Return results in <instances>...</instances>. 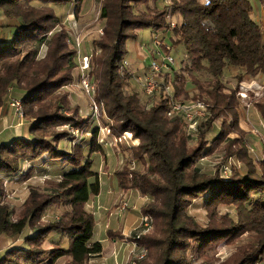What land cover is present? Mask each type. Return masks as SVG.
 <instances>
[{"label": "trees", "instance_id": "trees-1", "mask_svg": "<svg viewBox=\"0 0 264 264\" xmlns=\"http://www.w3.org/2000/svg\"><path fill=\"white\" fill-rule=\"evenodd\" d=\"M65 1L0 0L2 14L18 19L11 38L0 42V107L9 87L20 99L23 115L30 118L26 135L0 140V177L26 179L33 172L34 162L43 161L45 155L52 164L59 163V177L51 190L40 192L29 187L17 213L3 201L0 179V235L20 240L3 251L0 264H53L60 257L67 258L69 264H82L102 250L101 243L91 239L94 217L85 208L99 191L97 171L91 166V155L103 152L97 128L90 127L88 136L75 142L66 130L48 129L71 125L86 130L90 126L89 117L79 116L77 108L68 106L67 94L60 92L72 81L76 52L48 4ZM83 1L71 0L72 14L78 13ZM92 1L98 4L102 23L99 37L91 40L88 69L95 82V99L103 103L105 115L112 121L108 126L111 134L129 132L138 139L128 151L132 161L142 160L141 170L128 162L113 175L119 188L136 190L146 198L140 210L153 219L151 231L134 240L145 249V256L134 258V264H189L197 254H204L201 264H205L210 258L206 249L222 239L228 245L243 233L250 235V241L235 246L219 264L260 262L264 253V178L247 153L246 143L253 144L252 138H245L237 127L236 88L227 87L221 80L227 65L241 69L234 76L237 83L264 76L263 27L251 18L249 0H170L167 14L179 20L172 27L164 19L166 10L155 5L159 0ZM138 4L146 5L145 10L137 11ZM143 27H150L154 33L170 32V43L181 44L185 55L180 72L168 67L156 73L159 95H147L154 98L147 106L136 92L125 91L129 72L123 63L125 40L134 39ZM40 46H45L41 57ZM183 71L189 76L191 93L184 87ZM197 73L206 79L199 80ZM166 87L174 101L198 100L203 104L193 147L188 146L191 135L182 115L165 114L170 99ZM254 107L264 123V101ZM216 119L220 121L219 131L207 144L203 135ZM230 132L236 136L228 138ZM64 138L72 141L69 150L57 148ZM224 140L225 155L241 162L244 170H232L226 176L220 169L212 174L202 172L196 161L212 152L213 143ZM23 162L31 165L22 169ZM260 166L264 171L263 163ZM197 199L207 212L203 225L187 213ZM220 204L233 208L236 220L227 214L217 215L215 208ZM52 205L62 207L61 212L51 220L40 221ZM45 241H50L48 247L43 246Z\"/></svg>", "mask_w": 264, "mask_h": 264}, {"label": "rangeland", "instance_id": "rangeland-1", "mask_svg": "<svg viewBox=\"0 0 264 264\" xmlns=\"http://www.w3.org/2000/svg\"><path fill=\"white\" fill-rule=\"evenodd\" d=\"M202 2L203 0H198ZM251 9L250 16L252 19L259 22L263 27L264 33V0H249ZM147 6L151 8L152 2L148 1ZM156 7L166 10H170L171 1L170 0H159L155 3ZM51 7L53 13L60 18L63 27L67 32V39L69 46L75 49V67L72 69V81L64 85L60 92L67 94V104L70 108H77V114L82 117H89L90 126L86 130H77L71 125H53L48 127L49 130H66L72 136L75 137L74 142L79 138H85L90 132V127L96 126L97 128V141L103 146L102 153H94L91 155L92 168L97 171L99 191L98 194L86 203L85 208L93 213L94 217V227L92 231L91 239L93 241L107 243L105 249L101 250L102 256L95 255L94 257L88 259L82 264H96V260L102 261L104 257L116 258L118 264H133L132 253L135 247L133 246L134 240L132 239V228L137 225L138 218L143 216V212L140 207L145 202L146 198L141 197L136 190L122 189L119 188L113 175L115 170L121 168L124 163H128L130 167L141 170L142 160L132 161V156L128 151L129 148L135 147L138 144V139L134 138L129 132H122L119 136H115L110 133L108 126L112 124L104 112V105L101 103V107L97 114H91L90 112V102L95 99V82L88 74L89 61H90V51H91V40L99 37L101 33V21L98 19V4L92 0H84L80 5V10L76 15L73 13V4L71 0H66L60 4H48ZM146 5L138 4L136 5L137 11L145 10ZM165 21L174 26L179 21L177 16L170 14L165 15ZM18 22L17 18L5 17L0 9V42L7 41L11 38V33L13 31V26ZM156 37L159 38L164 46L163 48H155L152 43V39ZM125 49V67L129 72V79L126 82L125 91L136 92L140 102L145 106L152 103L154 100L153 96H147L141 87V83L149 75L148 64L151 58L158 62L159 56H156L155 50H158L161 55L168 54L173 60L169 65L172 69L180 72L179 68L182 67V60L185 58L184 50L181 44L174 45L170 43V32H157L154 33L150 27H143L136 31V37L134 39L129 38L124 42ZM45 46H40L38 51V56L41 57L44 54ZM85 56L87 58V68L80 71L81 58ZM80 61V62H79ZM241 73V69L225 66L222 71L221 80L227 87H235L236 93L235 98L237 100L238 107V120L237 127L239 131L244 133V137L252 138L253 144L250 142L246 143L247 153L253 160V166L256 167V172L262 175L264 178V171L260 166L263 163L264 168V146L261 143L264 142V123L262 122L258 113L254 110V106L258 102L264 101V76L257 75L253 79L243 80L239 83L236 82L234 76ZM185 81L184 87L190 92L191 84L189 82V76L185 71L182 72ZM87 79L93 86V93L88 95L81 88V78ZM196 77L199 80L206 79L205 75L202 73H197ZM156 78V76H155ZM158 85V83H157ZM10 88H7V93L4 101V105L8 109L7 114L13 116V123L17 127H27L30 118L22 115L21 117L16 116L12 113V110L8 107V100L10 97H16L15 94L11 92ZM159 92L158 89L155 90V96ZM169 92V91H168ZM188 92V93H189ZM191 93V92H190ZM66 113V112H65ZM219 119H216L211 128L203 135L204 141L209 144L212 137L219 131ZM186 131H190L186 127ZM190 140L188 141V146L193 147L197 143V138H195V132L190 133ZM228 138L236 136L235 132H230L227 134ZM261 142V143H260ZM71 142L68 139H61L58 142L57 148H67L71 146ZM211 144V143H210ZM212 152L204 157H201L196 161V165L202 172L212 174L216 169H220V173L226 176L232 173V170H237L242 172L244 170V165L233 158L232 156H226V141H220L218 143L212 144ZM48 157L34 162L33 172L26 179L21 180H8L7 178L2 179V187L4 190L3 201L9 204L14 211L17 213L22 207V203L27 195L28 188L33 187L40 192H49L52 188L54 180L59 177V163L52 164L47 161ZM28 162H23L21 167L25 168ZM37 163V167L35 164ZM31 165V164H30ZM125 203V208L121 209L120 205ZM216 214L224 215L227 214L233 220H236L235 211L229 206L220 204L216 206ZM62 210V207L57 205L49 206L43 212L40 221L46 222L55 218ZM187 213L190 214L198 224L203 225L207 220L206 211L199 206V200H195L188 208ZM125 232L121 236L108 235L107 232H118L123 226ZM153 227V219L151 223V231ZM148 231V232H149ZM147 232V233H148ZM107 234V235H106ZM111 237L116 241V250L113 252L108 249L111 242ZM250 235L248 233H243L233 242L227 245V240L222 239L218 241L213 248L206 249L205 253L207 257L210 256L209 261L205 264H219L227 258L233 248L237 245L245 244L250 241ZM11 237L5 235H0V250L6 247H10L19 242H11ZM54 239H58L57 237ZM50 241H45L43 243L44 247L49 246ZM136 252V251H135ZM113 253V254H112ZM110 256H109V255ZM205 254V255H206ZM116 256V257H115ZM185 257H189V252L184 253ZM204 256V254H203ZM200 255H195L194 260L190 261L189 264H201L204 258ZM95 259V260H94ZM55 264H68L62 261V257L58 258ZM99 264V263H97ZM117 264V263H116ZM256 264H264V253L260 262Z\"/></svg>", "mask_w": 264, "mask_h": 264}, {"label": "built area", "instance_id": "built-area-1", "mask_svg": "<svg viewBox=\"0 0 264 264\" xmlns=\"http://www.w3.org/2000/svg\"><path fill=\"white\" fill-rule=\"evenodd\" d=\"M152 43L154 44L155 48H158V47L162 48V46H164L162 41L156 37L152 39ZM164 47H166V49H169V47L167 46H164ZM155 54L156 56H159L158 62H156L155 59L151 58V61L148 64V70H149L148 74L149 75L141 83L142 90L146 95L152 94L158 88L157 81L155 78L156 73L162 69H168L169 65L173 62L172 58L168 56L167 53L161 55V53L158 50H155ZM80 60H81V63H80L81 70L80 71H83V69L87 68V58L83 56ZM123 63L125 65V62ZM80 83H81V88L88 95L93 93L94 91L93 86L90 84V82L87 79L82 77ZM165 92L167 93L168 97L171 96V93L168 87L165 88ZM7 104H8V107L12 110L13 114H15L18 117H21L22 105H21V101L19 98L10 97ZM100 107H101V103L91 100L90 112L92 115L97 114L99 112ZM175 113H179L182 115L183 119L186 122L187 129L190 130L188 132L191 133L195 130L197 118L203 116L204 107H203V104L198 100L191 101L189 103H180V102L172 100L170 97L169 106L165 114L166 116H171L172 114H175ZM125 205L126 204L123 202L120 205V208L124 209ZM151 223H152V217L150 215L144 214L143 216H140L138 218L137 225L134 228H132V232H131L132 239L136 240L139 236L147 233L149 229L151 228ZM133 246L135 247V249H134V252L132 253V259L143 258L145 256V249L137 246L135 241L133 242Z\"/></svg>", "mask_w": 264, "mask_h": 264}, {"label": "crops", "instance_id": "crops-1", "mask_svg": "<svg viewBox=\"0 0 264 264\" xmlns=\"http://www.w3.org/2000/svg\"><path fill=\"white\" fill-rule=\"evenodd\" d=\"M7 112H8V109H7L6 106H1L0 107V140H6L7 138L11 137L12 135H26V128L25 127H17V125L13 123V116L8 115ZM64 149L69 150V147L64 148ZM29 164L30 163H26V165H29ZM126 227L127 226L124 225L121 228V230L118 229L117 233L109 231L110 233L107 232V234L111 235V236L114 235V234H116L117 236H121V234L123 235V233L125 232V228ZM9 239H10L11 242H19L20 241L19 239H13V238H9ZM111 239L112 240H111V242H110V244L108 246V249H111V251L113 252L114 250H116V241H115V239L113 237H111ZM105 240L106 239L104 238L103 240H101L103 242H100L101 243V247H102V252L105 249V246L107 244V243H104ZM18 244L19 243L14 244V245H18ZM14 245H12V246H14ZM7 248H9V247H6V248H3V249L0 250V256L3 253V251L5 249H7ZM102 252L100 253V257L102 256ZM107 257L108 256L104 257V259H102V261L96 260V264L97 263H99V264H116L117 263L118 264L116 258H114V260H113V257L112 258H110V257L107 258ZM57 261H58V259L53 264H55ZM62 261L69 264L68 259L65 258V257H62ZM89 261H91V259L90 260L88 259V262Z\"/></svg>", "mask_w": 264, "mask_h": 264}]
</instances>
